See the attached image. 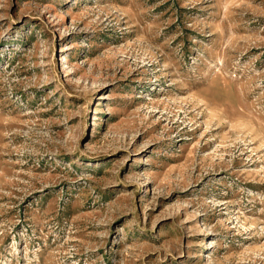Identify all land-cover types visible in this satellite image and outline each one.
<instances>
[{
  "label": "rangeland",
  "instance_id": "374dc122",
  "mask_svg": "<svg viewBox=\"0 0 264 264\" xmlns=\"http://www.w3.org/2000/svg\"><path fill=\"white\" fill-rule=\"evenodd\" d=\"M0 264H264V0H0Z\"/></svg>",
  "mask_w": 264,
  "mask_h": 264
}]
</instances>
